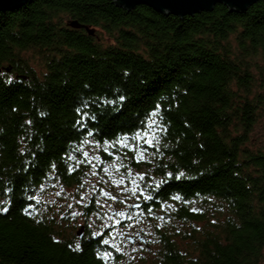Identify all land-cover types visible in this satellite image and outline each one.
I'll return each mask as SVG.
<instances>
[{
    "label": "trees",
    "instance_id": "16d2710c",
    "mask_svg": "<svg viewBox=\"0 0 264 264\" xmlns=\"http://www.w3.org/2000/svg\"><path fill=\"white\" fill-rule=\"evenodd\" d=\"M263 82L264 0L183 17L112 0L1 11L0 264H264V150L248 145ZM112 161L135 173L151 259L87 222L103 187L84 201L86 179ZM44 187L80 203L52 205Z\"/></svg>",
    "mask_w": 264,
    "mask_h": 264
},
{
    "label": "rangeland",
    "instance_id": "374dc122",
    "mask_svg": "<svg viewBox=\"0 0 264 264\" xmlns=\"http://www.w3.org/2000/svg\"><path fill=\"white\" fill-rule=\"evenodd\" d=\"M252 88L253 93H256L258 90L262 92L264 91V82L261 86L258 84ZM248 145L252 149L264 150V113L259 116L254 129L250 133ZM88 149L91 152L97 150L96 147H88ZM151 154L148 153L144 158L149 157ZM101 170L99 174H91L86 179V190L83 195L84 201L94 187L97 185H102L103 187L100 189V193L97 194L99 198L97 203L100 207L101 215L91 216L87 222L94 233L102 232L104 234L103 230L108 229L112 235L111 239L116 251L124 254L123 256L130 257L134 260L133 263L140 262L138 260L140 256L151 259L153 254H156L159 249V245L153 237L152 223L149 222L148 217L143 212L135 208L131 209V207L133 208L131 204L137 202L138 197L134 189L129 187L128 182L130 181V177L125 173L128 170L129 175H135V173L131 169L122 173L120 171V164L117 161L103 163ZM42 192V200H52V205L53 203L63 202L66 199L70 201H76L77 199L75 196H70L68 191L64 193L61 190L44 187ZM76 202L79 201L77 200ZM85 223L79 219L75 231H78ZM81 231L83 236L84 227ZM139 235L145 237L147 242L143 243L140 241ZM128 238H133V242H129Z\"/></svg>",
    "mask_w": 264,
    "mask_h": 264
},
{
    "label": "water",
    "instance_id": "95a60500",
    "mask_svg": "<svg viewBox=\"0 0 264 264\" xmlns=\"http://www.w3.org/2000/svg\"><path fill=\"white\" fill-rule=\"evenodd\" d=\"M28 0H0V12L13 10ZM260 0H112L117 6L125 9L126 11L133 10L137 5H147L157 12L163 14H173L183 17L185 15H192L201 11H210L217 4L226 6L229 11L244 12ZM73 28H85L89 34L94 33V29L83 26L77 21H71L68 24ZM82 228L77 231V235L82 237ZM133 242V238H129Z\"/></svg>",
    "mask_w": 264,
    "mask_h": 264
},
{
    "label": "snow or ice",
    "instance_id": "6c2138e0",
    "mask_svg": "<svg viewBox=\"0 0 264 264\" xmlns=\"http://www.w3.org/2000/svg\"><path fill=\"white\" fill-rule=\"evenodd\" d=\"M120 99H121V100H123V99H124V97H120ZM78 111H80V110L78 109ZM83 115H85V116H86V115H88V114H87V113H84ZM151 115H152V116H155V115H156V113H155V112H152V113H151ZM136 135L139 137V136H140V133H139V132H137V134H136ZM144 136H145V137H147V136H148V133H147V132H145V133H144ZM150 143H151V142H150ZM85 156H87V153H85ZM150 198H151V197H146V199H150ZM176 198L178 199L179 197H176ZM2 211H3V212H8V211H9V209H8V208H3V209H2ZM104 243H107V241H104ZM77 250H79V245L77 246ZM105 255H108V254H107V253H105Z\"/></svg>",
    "mask_w": 264,
    "mask_h": 264
}]
</instances>
